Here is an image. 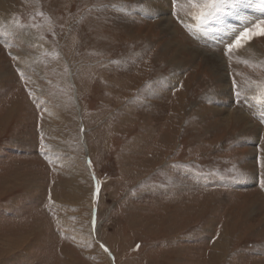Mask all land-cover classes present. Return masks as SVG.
Instances as JSON below:
<instances>
[{"label": "rangeland", "instance_id": "rangeland-1", "mask_svg": "<svg viewBox=\"0 0 264 264\" xmlns=\"http://www.w3.org/2000/svg\"><path fill=\"white\" fill-rule=\"evenodd\" d=\"M6 1L0 264H264V96L251 84L264 80V36L246 57L225 47L264 14L235 22L226 12L239 0H230L201 25L230 24L233 39L217 42L181 17L195 9L171 0H155L173 14L165 28L154 0ZM203 48L231 55L224 81ZM226 103L246 110L253 129L224 123L215 106ZM162 148L174 151L175 181L162 173L171 160Z\"/></svg>", "mask_w": 264, "mask_h": 264}, {"label": "bare ground", "instance_id": "bare-ground-1", "mask_svg": "<svg viewBox=\"0 0 264 264\" xmlns=\"http://www.w3.org/2000/svg\"><path fill=\"white\" fill-rule=\"evenodd\" d=\"M147 1V0H146ZM12 2V1H11ZM148 2V1H147ZM150 2H151V0H150ZM16 4V3H15ZM145 4H146V2H145ZM152 3H150V5H151ZM148 5V4H147ZM147 5H146V7L145 8H147ZM153 5H154V8H155V5H157V2L154 0V2H153ZM166 4H160L159 6H158V8H157V10L159 9V12H161L162 14H161V16H162V18L163 19H161L160 17V19H161V21H162V24H163V27L165 28V27H168V26H171V24H172V16H173V14H171V11H168V10H166V6H165ZM253 5V2L252 1H250V0H239V2L238 3H232L231 2V7L233 6V8H235V10L233 11L234 13H235V15H234V13H232L231 11H229V13H227L226 12V14H227V17H233V16H235L236 18H233V19H236L235 20V22H242V20H241V17H243V18H245V16H247V12H251V13H257V14H264V11L261 9V7L260 8H258V10H256L255 9V7H253L252 6ZM11 6V5H10ZM10 6H9V4L7 3V1L6 0H1V2H0V23L1 22H4V21H7L8 19H9V15H8V11H7V9H10ZM149 6V5H148ZM156 6V7H157ZM257 7V6H256ZM149 8H147V10H148ZM152 9V8H151ZM156 9V8H155ZM150 10V9H149ZM156 10V12H158ZM249 10V11H248ZM226 11H227V7H226ZM225 12V11H224ZM223 13V12H222ZM153 14V13H152ZM155 14V13H154ZM155 16V15H154ZM164 16V17H163ZM175 16V15H174ZM181 17H183L184 18V20H185V23L186 22H188L189 24H192V25H194L195 24V16H193V15H189V14H183V15H181ZM182 18V19H183ZM230 18V19H231ZM230 19H229V21H230ZM157 20V19H156ZM221 20V19H220ZM219 22H221V21H219ZM226 22V21H225ZM231 22V21H230ZM158 23V22H157ZM155 24V23H154ZM75 25V24H74ZM158 25V24H157ZM213 26V25H212ZM212 26L211 27H205V28H202L201 26L200 27H198L199 29V31L202 33V34H205L204 36H208V35H210V34H212V36H213V34H215L216 36H215V39L217 40V42H224L225 40L226 41H230V40H232L233 38H232V36H231V34H230V32H229V26H230V24H228V25H226V24H222V23H219V25H217V26H213V30H212ZM75 28H76V25H75ZM171 28V27H170ZM160 29V28H159ZM195 29V28H194ZM71 30V29H70ZM74 30V29H73ZM177 30H179V29H176L175 31L177 32ZM69 32H71V31H69ZM161 32V31H160ZM172 32V34L174 33V30L173 31H171ZM213 32H215V33H213ZM169 33H170V31H169ZM171 34V35H172ZM170 35V36H171ZM175 35V34H174ZM211 36V37H212ZM194 37V36H193ZM214 37V36H213ZM202 38V37H201ZM178 39V38H177ZM187 39V38H186ZM189 39V38H188ZM206 39V38H205ZM28 40V39H27ZM166 40V39H165ZM169 40V39H168ZM215 40V41H216ZM172 41H173V39H172ZM187 41V40H186ZM192 41V40H191ZM191 41H189V42H191ZM179 42V41H178ZM216 42V43H217ZM174 43V42H173ZM175 43H176V45H178V47H179V50H178V52L177 53H181V50L184 48V47H182L181 45H179L176 41H175ZM174 43V44H175ZM205 43V42H204ZM45 44V43H44ZM194 44H195V42H194ZM206 44V43H205ZM214 44H215V42H214ZM173 45V44H172ZM187 45V44H186ZM217 45V44H216ZM169 46V45H168ZM174 46V45H173ZM192 46V45H191ZM162 47V46H161ZM177 47V48H178ZM193 47V46H192ZM195 47H197V46H195ZM218 47H220V46H218ZM29 48V47H28ZM164 48V47H163ZM169 48V47H168ZM174 48V47H173ZM202 48V47H201ZM259 46H257L256 45V43H255V37H253L246 45H244L242 48H240V49H237V50H235L234 52H233V54H236V55H238V56H244V57H246V56H248L249 55V53H254V52H256V51H259ZM49 49V48H48ZM158 49V48H157ZM222 49V48H221ZM204 50V53L205 54H207V56L208 55H212V57H207L206 55H204L205 56V62H206V64H208V65H210V67L213 69V71H214V73H218V71L219 72H223V74H222V76L219 78L221 81H224L225 80V77L227 76V73L225 72L224 73V69H227V68H229V66H230V61H229V58L226 56L227 54H225V52H224V50L222 51V52H224L223 54H219L218 52H216V53H213V52H210V51H207V49H202V51ZM213 50V49H212ZM27 51V50H26ZM218 51V50H217ZM220 51V50H219ZM158 52V51H157ZM192 53H194L196 56H199V53H195L194 51H191ZM198 52V51H197ZM218 53V54H217ZM163 54V53H162ZM217 54V55H216ZM232 54V53H231ZM179 55H181V54H179ZM193 55V54H192ZM203 55V54H202ZM235 55V56H236ZM19 56V55H18ZM172 56V55H171ZM190 56V55H189ZM213 56H215V57H213ZM243 57V58H244ZM16 58V57H15ZM185 58H187V57H185ZM189 58V57H188ZM155 59V58H154ZM193 59V58H192ZM178 60H181V59H178ZM188 60H190V59H188ZM188 60H186V61H188ZM178 62H180V61H178ZM190 63H192V62H190ZM196 63V62H195ZM194 63V64H195ZM197 64V63H196ZM179 65V64H178ZM182 65H184V64H182ZM186 65V64H185ZM190 65V64H189ZM203 65V64H202ZM208 65H207V67H208ZM202 67V66H201ZM207 67H206V69H207ZM200 69V68H199ZM202 69V68H201ZM211 69V70H212ZM198 70V69H197ZM208 70V69H207ZM222 70V71H221ZM209 71H210V69H209ZM142 72V71H141ZM144 72H142V74H143ZM141 74V73H140ZM117 75V74H116ZM221 75V74H220ZM129 76H131V75H129ZM217 76V75H216ZM1 78V77H0ZM13 81V80H12ZM36 81H38V80H36ZM74 81V80H73ZM133 81V80H132ZM38 83V82H37ZM109 83V82H108ZM115 84V83H114ZM114 84H113V87H114ZM117 85H118V83H117ZM119 85H120V83H119ZM167 87V86H166ZM131 88V87H130ZM163 88V87H162ZM169 88V87H168ZM104 89V88H103ZM110 89V88H109ZM129 89V88H128ZM152 89V88H151ZM158 89V88H157ZM161 89V88H160ZM164 89V88H163ZM224 89V88H223ZM113 90V89H112ZM168 90V89H167ZM164 91H165V89H164ZM182 91V90H181ZM168 92V91H167ZM166 92V93H167ZM163 94V93H162ZM182 94V93H181ZM126 95V94H125ZM132 95V94H131ZM130 95V96H131ZM185 95V94H184ZM157 96V95H156ZM155 96V97H156ZM168 96V95H167ZM180 96H182V95H180ZM220 96V95H219ZM225 96V95H224ZM223 96V97H224ZM129 97V96H128ZM150 97H152L153 98V96H150ZM145 98H146V96H145ZM157 98V97H156ZM226 98H227V96H226ZM225 98V99H226ZM159 99H161V98H159ZM23 100V99H22ZM50 100V99H49ZM131 100V99H130ZM156 100V99H155ZM157 100H158V98H157ZM173 100V99H172ZM176 100H178V99H176ZM144 101V100H143ZM148 101H150V100H148ZM182 101V100H181ZM128 102V101H127ZM162 102V101H161ZM224 102V101H223ZM153 103H156V102H153ZM219 103V102H218ZM157 104V103H156ZM223 104V103H222ZM129 105V104H128ZM139 105H141L140 103H139ZM149 105V104H148ZM155 105V104H154ZM233 105V104H232ZM156 106V105H155ZM157 106H158V104H157ZM132 111L134 110V109H131ZM138 110H139V108H138ZM215 111L221 116V120L224 122V123H229V122H231V121H233V120H235L236 122L238 121V123L239 124H245V128L246 129H250V128H252V123H250L249 121H247L248 119V117H247V115L245 114V111L243 110V109H236V108H234V107H230L229 106V104H224V105H221V104H218L217 106H215ZM220 118V117H219ZM221 120H219L220 122H221ZM129 122V121H128ZM151 122V121H150ZM149 122V123H150ZM234 122V121H233ZM232 122V123H233ZM231 124V123H230ZM150 125V124H149ZM227 125V124H226ZM233 126H234V124H232ZM126 126H128V125H126ZM242 126V125H241ZM143 127V126H142ZM162 129V128H161ZM253 129V128H252ZM149 130V129H148ZM245 131H247V130H245ZM148 132V131H147ZM151 132V131H150ZM149 133V132H148ZM142 135V134H141ZM140 135V136H141ZM83 142H84V140H83ZM155 144H157V146L159 147V148H161V147H163V146H165L166 147V145L169 143V140H168V137L166 136V135H164V136H162V137H159L158 138V142L156 141V142H154ZM86 144H88V143H85V146H86ZM61 146V145H60ZM142 147V146H141ZM163 150V152L161 153L162 155L161 156H167L168 154H169V156H170V158H171V160H170V162L167 164V166H164L163 167V169L162 170H164V171H162V173H164L165 172V168H168V170L170 171V173H167L168 171H166V175L169 177V176H171L172 177V181H175V180H177V178L174 180V175L172 174L173 172H172V170L170 169V167L171 168H173V165L171 164V163H173V160L172 159H174V154H172V152H174L173 151V149H171V148H169V149H167V150H164L165 148H162ZM141 150V149H140ZM137 152V151H136ZM140 152V151H139ZM145 152L143 153V155H141V156H145ZM161 156H159V157H161ZM162 157V158H163ZM169 158V157H168ZM165 160V159H164ZM141 161H143V159L141 158ZM78 165V164H77ZM172 165V166H171ZM80 166V165H79ZM161 166H159V167H157V169H159ZM76 169V168H75ZM74 169V170H75ZM83 169V168H82ZM88 171V170H87ZM155 171V170H154ZM157 173V172H156ZM155 172L153 173V175L154 174H156ZM177 173V172H176ZM80 175H81V171H80V169H76L75 170V172H74V174H73V180L74 181H76L79 177H80ZM153 175L152 176H150L151 178L153 177ZM176 176V175H175ZM178 177V176H177ZM183 180V179H182ZM93 182V181H92ZM77 183V182H76ZM93 184V183H92ZM171 185V183L169 184V186ZM71 188V187H70ZM165 189V188H164ZM163 189V191H165ZM71 190H72V193H73V200L76 202V204H79L81 207L82 206H85L83 203H84V200H86L85 199V195H83V194H81V192H80V190H78L77 189V187H76V184L73 182L72 183V188H71ZM169 190V189H168ZM88 194V193H87ZM89 195V194H88ZM88 195H86V196H88ZM90 196V195H89ZM90 197H88V199H89ZM91 199V198H90ZM70 200V199H69ZM89 201V200H88ZM90 202V201H89ZM71 203V202H70ZM93 218V217H92ZM95 226V225H94ZM77 230V229H76ZM91 231L90 230H88V233L87 234H89L90 236H91V233H90ZM77 234V236L80 238V236H83V233H82V231H79V230H77V232H76ZM93 238V237H92ZM77 239V238H76ZM107 249H108V251H109V248H108V246H105ZM100 250V249H99ZM101 251V250H100ZM105 252V251H104ZM103 251L102 252H100L101 254H103L104 256H106L107 258L108 257H110L107 253H104ZM99 253V254H100ZM109 253V252H108ZM6 254V253H5ZM110 255H112L111 254V252L109 253ZM100 256V255H99ZM102 257V256H101ZM108 260H109V258H108ZM113 258L111 257L110 258V263H112L113 261ZM211 260V259H210ZM112 261V262H111ZM5 264V263H4ZM113 264V263H112Z\"/></svg>", "mask_w": 264, "mask_h": 264}, {"label": "snow or ice", "instance_id": "snow-or-ice-1", "mask_svg": "<svg viewBox=\"0 0 264 264\" xmlns=\"http://www.w3.org/2000/svg\"><path fill=\"white\" fill-rule=\"evenodd\" d=\"M172 4L176 7L177 11H187L188 9H195L194 12H189V15L195 16L197 27L207 24L208 21L217 17L219 13L225 11L226 6L230 3V0H186L185 3H181V0H171ZM261 7L264 8V0H262ZM43 15V13H41ZM179 20L180 17L177 16ZM36 25H33L35 27ZM191 31L190 25H185ZM264 36V18L250 21L248 26H245L242 31L236 35L235 39L228 43L225 47L227 53L231 54L235 50L242 48L246 45L253 37ZM58 55V54H53ZM231 55H229V60H231ZM15 59V57H14ZM243 63L248 64L249 61L245 60ZM255 67L256 65H252ZM260 66L264 67V61L260 62ZM23 76V73H21ZM235 84V80H233ZM257 88L260 89L261 95L264 96V80L252 81ZM251 86V85H250ZM240 92L236 93L237 97L240 96ZM43 150V148H42ZM261 187H264V181H261ZM97 191H99V183H97ZM102 247H104L102 245ZM104 250L107 252L108 249L105 247Z\"/></svg>", "mask_w": 264, "mask_h": 264}]
</instances>
